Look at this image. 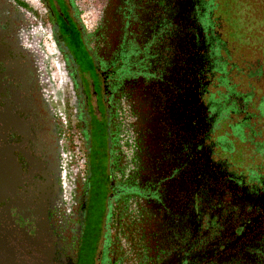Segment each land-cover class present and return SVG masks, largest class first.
<instances>
[{"label":"flooded vegetation","instance_id":"af4514ba","mask_svg":"<svg viewBox=\"0 0 264 264\" xmlns=\"http://www.w3.org/2000/svg\"><path fill=\"white\" fill-rule=\"evenodd\" d=\"M227 2L264 29V0H0V264H264Z\"/></svg>","mask_w":264,"mask_h":264},{"label":"rangeland","instance_id":"374dc122","mask_svg":"<svg viewBox=\"0 0 264 264\" xmlns=\"http://www.w3.org/2000/svg\"><path fill=\"white\" fill-rule=\"evenodd\" d=\"M229 5H230V2H227L228 12L225 14L226 16L225 23L227 22V25L232 30H230V32L228 33V37L231 39L237 40L238 42L243 44L242 54H243L244 60L248 64L250 65L254 64L256 66L258 64V61L259 62L261 61L263 62V65H264V34L262 33L264 32V29L262 28L263 23H261V21L254 22L252 18L248 17L250 10H247L244 6L243 31H242V35H240L236 31L237 25H236V18H235V10H233L232 12L234 13V17L232 19H231V16L228 14L231 10L229 9ZM251 77H254V78L248 79L247 77H245L244 79V92H252V88H253L254 93L252 94V96L256 97L255 102L257 103L259 102L260 97L263 96L264 94V91L262 89H259L260 87L264 88V84H259L260 82L258 81L255 82V76H251ZM232 81L233 82L237 81V78L234 76ZM247 81L251 85L247 84ZM255 87H258L259 90L258 89L255 90ZM244 137L246 138L248 137L246 131H245ZM94 180H95V174L93 173L90 179L91 185L94 184Z\"/></svg>","mask_w":264,"mask_h":264}]
</instances>
